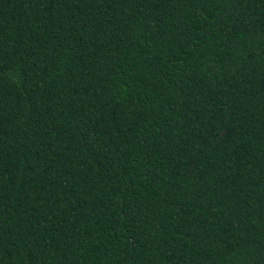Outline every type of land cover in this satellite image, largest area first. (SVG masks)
Instances as JSON below:
<instances>
[{
  "label": "trees",
  "instance_id": "16d2710c",
  "mask_svg": "<svg viewBox=\"0 0 264 264\" xmlns=\"http://www.w3.org/2000/svg\"><path fill=\"white\" fill-rule=\"evenodd\" d=\"M0 264H264V0H0Z\"/></svg>",
  "mask_w": 264,
  "mask_h": 264
}]
</instances>
